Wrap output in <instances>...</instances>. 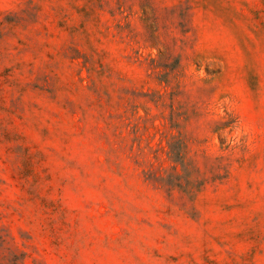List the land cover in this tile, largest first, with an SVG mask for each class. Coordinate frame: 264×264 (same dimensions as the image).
<instances>
[{
	"label": "rangeland",
	"instance_id": "rangeland-1",
	"mask_svg": "<svg viewBox=\"0 0 264 264\" xmlns=\"http://www.w3.org/2000/svg\"><path fill=\"white\" fill-rule=\"evenodd\" d=\"M0 264H264V0H0Z\"/></svg>",
	"mask_w": 264,
	"mask_h": 264
}]
</instances>
